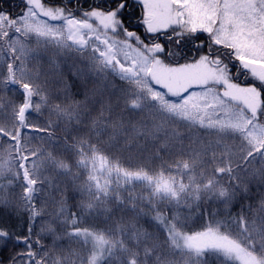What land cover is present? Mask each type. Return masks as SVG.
<instances>
[{
  "label": "snow or ice",
  "instance_id": "6c2138e0",
  "mask_svg": "<svg viewBox=\"0 0 264 264\" xmlns=\"http://www.w3.org/2000/svg\"><path fill=\"white\" fill-rule=\"evenodd\" d=\"M217 262L264 264V0L0 9V264Z\"/></svg>",
  "mask_w": 264,
  "mask_h": 264
},
{
  "label": "flooded vegetation",
  "instance_id": "af4514ba",
  "mask_svg": "<svg viewBox=\"0 0 264 264\" xmlns=\"http://www.w3.org/2000/svg\"><path fill=\"white\" fill-rule=\"evenodd\" d=\"M20 5L21 0H0V9L4 11L14 12L20 10Z\"/></svg>",
  "mask_w": 264,
  "mask_h": 264
},
{
  "label": "trees",
  "instance_id": "16d2710c",
  "mask_svg": "<svg viewBox=\"0 0 264 264\" xmlns=\"http://www.w3.org/2000/svg\"><path fill=\"white\" fill-rule=\"evenodd\" d=\"M18 11H19V10L14 11V12H12V13H13V14H16ZM43 70H48V69H47V67L45 66ZM9 94L14 95L15 93L10 91ZM36 146H40V145L37 144ZM45 147H46V145H45ZM227 147H231V145H227ZM218 154H222V153H218ZM62 243H63V242H62ZM75 247H76V246L73 245V248H75ZM217 264H219V262H217Z\"/></svg>",
  "mask_w": 264,
  "mask_h": 264
}]
</instances>
